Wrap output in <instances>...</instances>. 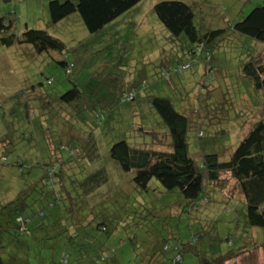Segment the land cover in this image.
I'll return each instance as SVG.
<instances>
[{
    "label": "rangeland",
    "instance_id": "1",
    "mask_svg": "<svg viewBox=\"0 0 264 264\" xmlns=\"http://www.w3.org/2000/svg\"><path fill=\"white\" fill-rule=\"evenodd\" d=\"M49 1L11 0L8 4L0 2V16H12L15 32L20 33L26 27L44 30L59 39L67 49L65 58L57 52L40 55L31 53L25 47L10 51L0 50V139L5 136L6 129L2 126L4 115L5 119L13 121V133L10 136L15 140L13 146L11 145L13 152L7 153L4 150L8 163L14 162L16 155H20L26 163L33 165L37 161L34 156L39 154L43 163L48 162L41 130L36 131L41 150L29 147L28 144L32 142L23 144L26 140L23 133H27L31 126H40V117L36 121L33 119V113L37 115L38 111L37 108L29 110L31 107L27 101H20L17 105L10 102V96L18 89L44 83L48 78L52 84H43V87L54 93L50 104L53 101L58 102L55 97L58 99L74 85L90 93L96 101L121 99L119 110L109 118L106 114L96 131L101 162L90 168L93 170L100 165L104 166L109 182L87 199L88 205L94 206L91 210L93 216L102 221L108 218L109 225L115 227L106 244L116 260L115 264H143L145 257H151L153 251L162 257L155 264H171L172 261L166 263L165 260L173 257L172 251L158 255L163 241L168 246L178 244L184 249L181 264H200L201 258L211 261L219 253L238 249L241 244L249 250L242 247V253L226 264H264V244L253 248L264 238V229L247 226L239 190L235 183L226 181L227 176L222 178L226 185L220 188L221 191L208 192L209 203L202 202L199 212H182L185 201L178 190H166L156 179L150 180L146 191L136 188L132 181L134 173H123L118 164L108 157L109 147L121 138L135 144L151 145L147 133H140L137 128L148 130L155 124L159 130V140L153 146L166 148L168 140L164 136L162 123L145 103L149 96L168 98L176 107L179 104L183 108L189 105L192 109L196 106L197 99L204 100L206 97L198 93L201 87L199 83L206 78L202 58L195 55L192 61L186 60L182 55L185 45L188 44L184 37L170 36L153 11L154 5L161 1H180L193 7L194 22L199 29L224 28L228 31L218 42L217 48L212 50L208 64L214 68L208 75L215 78L212 86H209L208 94L216 108L211 109L209 105L208 111L207 107L194 111L198 117L199 129L196 132L190 131L187 135L189 155L198 158L201 153L213 152L218 153L222 161L230 158L240 140L252 127V123L260 117L261 109L258 105L264 102V94L254 92L250 85L246 88L241 84L243 81L238 75L237 67L239 61L244 59L248 45L243 36L229 31V23L240 21L255 6L264 5V0H142L94 35L85 30L77 14L57 25H50L47 11ZM62 58L73 64L68 75L58 65ZM183 62H187L190 67L176 73L173 69ZM186 99L187 103L183 104ZM208 102L204 103L209 104ZM52 107L45 112L44 124L50 129L55 125L54 121L58 116V110ZM93 120L90 114V121ZM217 131L225 133L215 134ZM55 132L57 130L52 129L50 136L56 146V143L64 141L59 138L58 142L53 137ZM8 146L10 149L11 146ZM101 146L104 148L101 149ZM33 151H37V155ZM9 169L11 168L7 171ZM25 169L23 177H28ZM42 172L43 169L39 168L34 174L38 177ZM79 175L81 177L82 172ZM21 180L24 183V179ZM9 185V180H0V200L7 197L4 190ZM27 200V203H31L32 196L29 195ZM28 211L29 209L23 214ZM36 222L38 224L39 220L32 219L28 225L29 232H32L30 236L19 238L25 242L26 248L24 246L18 256V264H56L62 254L63 239L41 241L39 238L43 237L45 229H34ZM58 232V228L50 229L49 238ZM7 236L9 235L4 233V237H0L5 240L1 243L0 251L16 258L15 253L19 251V247L16 249L17 246H7ZM65 251L67 264H73L71 246L66 247Z\"/></svg>",
    "mask_w": 264,
    "mask_h": 264
},
{
    "label": "trees",
    "instance_id": "2",
    "mask_svg": "<svg viewBox=\"0 0 264 264\" xmlns=\"http://www.w3.org/2000/svg\"><path fill=\"white\" fill-rule=\"evenodd\" d=\"M10 1L0 0L3 4H8ZM141 1L50 0L47 4L49 24L57 25L66 18L77 14L85 30L94 35L133 9ZM153 11L157 20L170 36L184 37L188 44L185 45L186 48L182 55L186 60L191 59L192 61L195 55L202 58L203 72L206 78L199 83L201 87L198 93L206 97L204 100L197 99L196 106L192 109L189 105L183 108L179 104L176 107L168 98L149 96L145 99V103L162 123L164 136L168 140L166 148L160 149L153 146L156 144L155 141L159 140L157 139L159 130L155 124L148 130L142 129V127L137 128L140 133H147L151 145L135 144L121 138L109 147L108 157L118 164L123 173H134L132 181L136 188L146 191L150 180L156 179L164 189L178 190L185 201L182 212L187 210L199 212L202 202L209 203L207 201L208 192L211 190L221 191L220 188L226 185L222 178L227 176L226 181L230 180L235 183L239 190L248 224L246 225L251 228L264 229V102H260L258 105L261 109L260 117L252 123V127L240 140L227 161L220 160L219 154L213 152L201 153L198 158H193L188 151L187 135L190 131L196 132L199 129L198 117L194 111L205 107L208 111L209 105H211V109L216 108V104L210 101V94H208L209 86H212L215 79L213 75L210 77L208 75L214 71L213 66L208 64L211 60L212 50L217 48L218 42L225 37L228 31L224 28L199 29L194 22L193 7L180 1H161L154 5ZM229 24V31L243 36L248 45V49L245 51L246 55L239 61L237 67L238 75L243 81L241 84L243 83L246 88L250 85L254 92L264 94V5L255 6L240 21ZM14 29L11 15L0 16V50L10 51L14 48L25 47L31 53L39 55L57 52L63 58L67 56L65 45L46 31L26 27L17 33ZM261 48L262 51H259ZM247 51L249 52L246 53ZM63 58L58 62V65L68 75L73 69V64ZM189 67L187 62H183L173 70L178 73ZM43 84L49 86L52 81L46 78L44 83L18 89L10 96V102L17 105L24 100L30 104L29 110L37 108L38 114L33 113V119L36 121L40 117L38 121L40 126L36 128L31 126L27 133H23V138L26 139V142L23 140V144L27 145V142H32L28 144L29 147H36L38 151L40 143H37L39 140L36 137V131L41 130V139L44 141L43 148L47 152V164L43 163V158L40 154V156L37 155V151L32 152L37 155L34 156L37 161L34 160L36 162L33 165L26 163L24 157L20 155H16L14 162L8 163L4 150L7 153L14 151L12 146L15 140L10 136L13 133V121L5 119L2 115V126L6 130L4 138L0 139V170L2 169L0 180H9L10 185L4 190L7 197L0 200V215L4 216H0V237L3 238L4 233L8 234L6 245L17 246L16 249L19 247V251L15 253L17 254L16 258L0 251V264H18L17 258L23 251V247L26 248L25 242L19 238L32 234L28 229L32 219L39 220L38 224L35 223L34 229H45L43 237L39 238L41 241L63 239L61 240L62 254L56 264H67L68 257L64 252L68 246H71V250H73V264H81V262H84L83 264H115L116 260L106 245L111 234L114 233L115 227L109 225L108 218L102 221L99 217L93 216L91 210L94 206L90 207L87 199L109 182V175L104 166L100 165L99 168L93 170L90 168L101 162L96 131L99 130V125L106 114L109 118L119 110L121 99L96 101L90 96V93L74 85L72 89L61 94L58 99L55 97L58 102L53 101L50 104L49 101L53 99L54 93L46 90ZM124 101L126 100L124 99ZM205 101H209V104H205ZM32 103L38 106H34ZM185 103H187V99L183 101V104ZM51 107L58 110V116L54 121L55 125L50 129L44 123L45 112L51 110ZM90 114L94 118L93 121H90ZM135 116L138 117V114ZM54 128L57 132L53 137L58 139V142L59 138L64 141L56 143L59 148L55 146L50 136L52 135L51 130ZM199 134L201 135V133ZM197 137L199 136L197 135ZM104 138H102V144ZM8 145H12L10 149ZM102 146L101 149L104 148ZM25 165L26 167H24ZM9 167L11 169L7 171ZM24 168L27 170L28 177H23L25 175ZM39 168H42L43 172L37 177L34 171ZM12 171L15 173L13 174ZM81 172L82 176L80 177L79 173ZM22 178L24 183H21ZM29 195L32 196L31 203H27ZM28 209L29 211L23 214ZM56 228L59 229V232L49 238L48 231ZM1 238L0 249L5 242ZM263 241L264 238L253 248L263 246ZM165 242H162V249L158 255H161L162 252L172 251L174 255L170 259H166V263L172 261L171 264H181V254L184 249L178 244L168 246ZM242 247L245 246L241 244L238 249L219 253L211 261L201 258L200 264H226L242 253ZM245 249L247 248L245 247ZM160 258L162 257L157 256L153 251L151 257H145L143 264H155L156 260Z\"/></svg>",
    "mask_w": 264,
    "mask_h": 264
}]
</instances>
